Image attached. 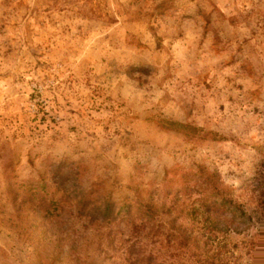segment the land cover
Here are the masks:
<instances>
[{
	"label": "rangeland",
	"instance_id": "obj_1",
	"mask_svg": "<svg viewBox=\"0 0 264 264\" xmlns=\"http://www.w3.org/2000/svg\"><path fill=\"white\" fill-rule=\"evenodd\" d=\"M200 173L251 221L215 224ZM80 193L115 200L114 232L144 204L168 233L175 205L189 256L264 264V0H0V264H52L28 234L53 264L77 241L126 264L95 256L108 228L75 219Z\"/></svg>",
	"mask_w": 264,
	"mask_h": 264
},
{
	"label": "trees",
	"instance_id": "obj_2",
	"mask_svg": "<svg viewBox=\"0 0 264 264\" xmlns=\"http://www.w3.org/2000/svg\"><path fill=\"white\" fill-rule=\"evenodd\" d=\"M58 169H60L59 166L54 171L53 180L59 176ZM202 175L203 173L199 174V177L202 179L199 181L202 186H205L204 190L211 189L214 192L203 201V208L210 215L214 213L215 224H223L224 217L227 218V216L231 218L230 224H234L235 222V228L251 221V217L246 216L241 205L233 204L232 201L218 192L217 187L211 183L209 178H202ZM12 184L11 182L8 183L7 196L11 194L10 186ZM43 188H45V182L40 178L28 179L18 186V189H22V191L20 194L14 193L13 197H10L11 201L15 202L18 198H20L22 203L33 201L36 198H40L38 193ZM216 197H220V199H216ZM76 198L77 211L75 219L77 221H80L87 214L90 219L100 217L107 224L106 228L108 230L106 233L100 235H98L99 233L94 234V238L97 239L93 243L96 245L93 251L96 257L103 255V258L113 259L119 254V260L121 259L126 264H214L213 261L210 262V259L205 258L199 261L197 255L189 256L190 251L188 250L191 248L190 241L192 234L182 225H177V220L183 217V211L179 210L175 205L172 211L176 215L171 220V227L168 233L164 232L163 225H160V222L155 221L154 215L151 213V206L147 207L144 204H137L134 215L126 208L123 219L126 220L128 231L125 235L123 232L113 231L114 227H112V223L121 212L119 210L118 213L114 214L115 200L107 199L103 204V208L94 205V209L92 210L89 207L91 202L89 194L80 193ZM59 236L57 235L58 238ZM27 240L31 243L34 255L39 256L44 254L46 262L52 264L58 262L59 256L62 253V246L46 244L43 246L44 249H41L37 243H33L36 237L32 234L27 235ZM43 240L48 243L50 239L44 237ZM195 246L197 248V245ZM83 247L84 245L79 244V241L70 244L67 255L63 260H66L67 264H82L81 262L84 258H90V255L84 257L79 253ZM90 260H94V257H91ZM221 264L226 263L223 262Z\"/></svg>",
	"mask_w": 264,
	"mask_h": 264
}]
</instances>
